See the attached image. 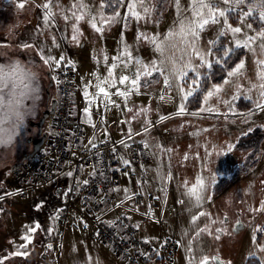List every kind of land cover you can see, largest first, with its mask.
Listing matches in <instances>:
<instances>
[{"label":"rangeland","instance_id":"1","mask_svg":"<svg viewBox=\"0 0 264 264\" xmlns=\"http://www.w3.org/2000/svg\"><path fill=\"white\" fill-rule=\"evenodd\" d=\"M128 2L124 0L118 9L116 22L105 23L103 21L113 14L100 9L101 0H0V63L19 59L26 65L36 66L41 85L40 99L34 106L30 105L33 112L26 129L12 145L0 147V174L8 172L17 158L33 150L29 138L36 134L37 128L30 122L39 119L46 108L48 88L51 99L59 97L56 81L52 78L53 66L63 56L64 61L72 62L76 67L74 99L80 119L86 125L85 131L90 132L91 122L96 129L108 130L107 125H112L114 130L112 133L106 131L107 138H120L131 130L151 146L147 148L149 162L144 166L146 177L144 180L136 178L138 188L134 180L126 176L120 182L121 190L126 189L127 194L139 193L144 198L140 206L135 204L134 198L131 199V204L140 210V215L132 217L139 235L155 245H160L167 235L174 236L178 241V250L171 264H199L203 255L218 256L223 264H246L251 258L249 253L258 245H264V233L257 231L264 228V136L256 151L253 148H238L237 144L243 135L257 130L264 132V110L256 109L253 102L249 109L243 111L237 107V101L248 95L253 101L258 98L259 88L253 89L251 85L260 83L258 72L264 70V65L258 64V61L264 60V53L259 48L261 41L258 39L251 49L245 48L243 69L237 76L227 77L228 84L219 83L223 87L218 96L214 95L207 102L203 100L199 109L192 111L186 107L185 113L177 114L181 97L175 87L166 88L158 74L154 77L159 83L145 88L142 79L139 90L133 89L127 98L117 94L118 90L127 92L132 87L130 80L134 78L136 59L144 63L158 59L159 53L151 40L153 37L162 38L178 16L175 0H135L139 19L129 12ZM44 3H50L52 12L47 24L43 20ZM21 4L24 6L20 7ZM142 4L151 8L150 14L144 12ZM190 4L191 0H179V14H185ZM231 14L237 22L233 17H229L228 22L233 27H241L242 32L237 34L241 39L245 32L256 36L262 28H256L251 18L241 20L236 12ZM92 16L96 17L95 27L91 22ZM254 16L259 19L258 15ZM77 17L82 18L77 20ZM260 22L264 26V21ZM247 24H251L252 28L248 29ZM220 27V24L207 25L200 33L199 47L207 49L208 42L218 38ZM97 28L102 31H97ZM223 37L225 49L235 48L231 33ZM24 43L32 47L25 49L22 47ZM41 47L45 49V56L54 57L51 66L43 64L40 59ZM125 51L132 55L127 67L121 62L128 61L127 56H121ZM166 54H172V50ZM116 57L119 59L114 60ZM193 62L199 63L195 58ZM114 63L116 67L111 68ZM201 71L204 72L203 69ZM122 76H129V81L120 84ZM106 78L108 82L104 83ZM97 85L105 89L107 98L99 92ZM161 95L165 96L164 100L160 99ZM233 96L237 97L234 101L231 99ZM223 100H229L231 104L226 106ZM229 107L234 112H230ZM86 108L91 122L89 115L85 114ZM213 108L215 111L207 110ZM248 113L251 115H246ZM43 128L51 132L50 118ZM230 144L233 145L231 151L228 148ZM166 149H171V152L164 151ZM253 151L257 162L252 166L247 158ZM161 174L166 177L163 181ZM197 176L202 178L205 189L202 193L204 199L198 206L195 197L187 195ZM70 178L72 175L64 177L66 181L62 185L65 186ZM2 185L10 201L16 194L8 192L17 186L13 183L12 188L7 181ZM58 185L59 182L54 185L50 196L35 190L32 199L28 200L29 196L23 198L26 205H22L20 212L26 216L19 217L10 210L12 203L8 205L4 194L0 193V214L5 219L3 232L0 233V264H45L41 235L46 230L54 233L49 228L40 225L37 228L36 225L41 217L44 219L41 222L56 220L58 207L54 198L61 196L59 191H55ZM149 195L159 205L157 209L152 207ZM42 196L49 199L45 200ZM14 208L17 209L16 206ZM194 216L197 217L195 221ZM238 222L243 224L240 230L236 229ZM77 223L79 230L73 229L70 221L65 226L56 223V233L49 242L50 256H56L60 264H127L100 240L92 242L90 229L85 230L79 220ZM13 229L17 231L19 240L13 238ZM29 229L35 231L29 232ZM25 236L31 237L26 248L22 247L26 244L22 239ZM55 243L59 244L56 251L53 250ZM101 249L107 253L100 252ZM18 252L22 254L17 255ZM24 252L27 254L24 255ZM260 257L261 253L257 252L256 258L259 260Z\"/></svg>","mask_w":264,"mask_h":264},{"label":"built area","instance_id":"2","mask_svg":"<svg viewBox=\"0 0 264 264\" xmlns=\"http://www.w3.org/2000/svg\"><path fill=\"white\" fill-rule=\"evenodd\" d=\"M53 67L59 97L50 120L51 132L33 156L23 160L18 168L11 171L8 185L13 188L15 183L17 188L8 194L25 197L37 190L50 196L52 188L59 182L55 191H59L61 196L54 198L58 207L57 224L65 226L70 221L73 229H80L77 219L70 218V207L79 197L80 212L94 222L98 239L127 264H171L178 250V241L174 236L167 235L160 245H155L139 235L138 228L124 215L105 220L99 212L106 208L105 204L109 209L123 205L122 201L113 198L112 189L120 184L124 176L129 179L139 176L142 180L146 177L144 166L150 157L148 149L143 146L144 140L131 133V136L128 134L120 139H102L95 143V148L92 145L85 146L86 131L75 113L76 67L64 60L58 67ZM125 161L128 163L125 164ZM81 166L91 168L93 173L88 176L87 184L83 185L79 194L77 174ZM69 172L72 178L63 186L66 181L64 177ZM133 197L137 206L143 203L141 194L135 193ZM42 198L49 199L47 196ZM148 199L152 207H159L152 195ZM52 235L47 230L41 235L43 251L47 254L44 263L60 264L56 256L49 255L48 245ZM58 249L59 244L55 243L53 250Z\"/></svg>","mask_w":264,"mask_h":264},{"label":"snow or ice","instance_id":"3","mask_svg":"<svg viewBox=\"0 0 264 264\" xmlns=\"http://www.w3.org/2000/svg\"><path fill=\"white\" fill-rule=\"evenodd\" d=\"M175 2L178 10V16L177 20L174 22L173 27L162 38L153 37L151 40V43L154 45L156 52L159 53L158 59L153 60L150 63H144L142 60L136 59V71L134 73V78L130 80V84L132 87L127 92H120L118 90L117 94L127 98V96L133 89H135L136 91L139 90L142 79L143 87L145 88L150 87L152 84L159 83V80L154 77V74H158V76L163 78V83L166 88H176L177 95L181 97L177 114H183L186 112L185 101H188L191 97H193L197 90L202 86L201 76L205 75V72L208 69H212L214 65L221 64L222 60L223 63L226 64L232 52L234 51V48L232 47L226 48L222 53V58H216L217 55H220L219 53L214 52L212 47L216 43V41L210 40L208 42L209 47L207 49L200 48L198 44L200 40V33L203 32L205 30V27L210 23L220 24L221 27L217 32L218 38L231 33L235 48L249 49H251L252 44L256 43V41L259 39L261 41V43L259 44V48L261 52L264 53V26H262L261 30L257 32L256 36L248 35L245 32L243 34V38L241 39L237 37V34H240L242 32L241 27H233L228 22L229 16L233 12H236L238 18H240L241 20H243V18L250 19L254 15H258L259 19L264 21V0H191L190 7L186 10L185 14H179V0H175ZM113 3H115V5L119 7L123 5L124 0H107L108 7H113ZM23 6V4L20 5V7ZM141 6L144 8V12L146 14L151 13L150 7L144 6L143 4ZM42 7L45 9L43 20L44 23L47 24L49 18L52 16L50 3H44ZM104 7L105 5L102 3L100 5V9L102 10ZM127 7L132 16L136 17L137 19L140 18L139 13L135 11V9L137 8V3L135 2V0H129ZM244 8H246L247 10L244 11ZM187 13H190V15H188ZM81 18L82 17H77V20ZM117 18H119V12L116 11L115 8H113V15L109 17L108 20L103 22H116ZM65 19L67 20L68 17L65 16ZM124 19H127V17H125ZM221 19L223 20L222 24ZM95 21L96 17L92 16L91 22L93 23L94 27ZM246 27L248 29H251L252 25L247 24ZM73 30L75 33V25H73ZM96 30L102 31V29L100 28H97ZM73 39H76L75 34L73 35ZM22 47L28 49L32 47V45L29 43H24ZM169 50H172V54L167 55L166 53H168ZM44 52L45 49L41 47L39 49L40 59L43 61V64L51 66V62L54 60V57H52L51 55L45 56ZM177 52L179 53V55H176ZM121 56H127V62L123 60L121 61L122 63H125V67H127V63L131 62L132 60L131 53L125 51L121 53ZM194 58L198 60L199 63H194ZM113 59L116 60L119 59V57ZM63 60L64 57L61 56L59 61H55L57 67ZM69 63L71 62L69 61ZM258 64L264 65V60L258 61ZM22 65H24V63L19 59L10 60L7 63H0V69H4L5 67L10 68L12 70L10 73V77H14L17 72H20L22 76L26 77L27 83L25 84L24 89L20 92L19 103L26 104L27 110L32 113L33 107H31L30 105L34 106L35 102L40 99V79H33L30 74L21 72L20 70L22 68ZM115 67V63L111 65V68ZM243 67L244 61L241 60L238 64L235 65V67L227 71V77L232 78L234 76H237L240 73L241 69H243ZM111 68L109 70V76L112 75ZM202 69L204 70V72L201 71ZM52 78L56 79L55 77ZM129 79V76H122L119 83L124 84L126 81H129ZM258 80L260 81L259 84L251 85V88L253 89L259 88L258 98L255 101H253L251 95H248L247 98L255 103L256 109L264 110V70L258 72ZM107 82L108 81L106 78L104 83ZM229 82V79H225L223 81V84H228ZM114 84L115 81L113 80L112 86H114ZM185 85L187 86V91H185ZM236 86L238 87V85ZM97 87H99V92L104 93L105 97L107 98L108 93L105 92V89L103 87H100L99 85H97ZM222 87L223 86L221 84H212L210 88L206 89L203 100L207 102L214 95L218 96V94L222 91ZM249 91H251V89ZM85 95L87 96L88 93L85 92ZM0 96H2V93H0ZM236 98V96H233L231 99L232 101H234ZM160 99L164 100L165 96L161 95ZM222 103H224L226 106H229L231 104V101L223 100ZM207 110L215 111L214 108ZM229 111L234 112V109L232 107H229ZM85 114L89 115L87 108L85 109ZM246 115H251V113H248ZM225 116L227 118V113H225ZM161 119H163V117H161ZM89 122H91L90 115ZM3 123V109L2 107H0V147H7L9 145H12L16 138H3ZM145 130L147 131V129ZM249 131H252V129H249ZM129 136H131V130H129ZM89 143L91 144V141H89ZM142 143L145 149L151 147L147 141H144ZM125 146L127 147V145ZM92 147L95 148L96 145L92 144ZM156 147L159 148L160 146L157 145ZM228 148L229 151H231L233 145L230 144ZM164 151L171 152V149H166ZM208 155H211V153H208ZM127 163L128 162L125 161V164ZM68 175L71 176L72 173L69 172ZM165 178L166 177L164 176V174H161V181H163ZM83 183L87 184V181H84ZM204 190L203 180L201 177L197 176L196 183L188 189L187 195L189 197H195V204L198 206L204 199L202 195ZM125 192L127 193L126 189ZM262 207H264V205H262ZM200 215H204V213H200ZM196 219L197 217L194 216L193 221H195ZM36 227L38 228L39 224H37ZM32 231H35V229H29V232ZM49 231H51V229ZM201 231L204 230L202 229ZM217 231L219 232L220 230L217 229ZM257 231L264 233V228L257 229ZM22 239H24L26 242V244L22 247L26 248V245L28 242H30L31 237L25 236ZM49 247L51 246L49 245ZM257 252L261 253V257L256 261V264H264V245H258L256 250L249 253V256L252 258H256ZM16 254L20 255L22 253L18 252ZM23 254L26 255L27 253L24 252ZM199 264H221V262L218 256L209 257L208 255H203Z\"/></svg>","mask_w":264,"mask_h":264},{"label":"crops","instance_id":"4","mask_svg":"<svg viewBox=\"0 0 264 264\" xmlns=\"http://www.w3.org/2000/svg\"><path fill=\"white\" fill-rule=\"evenodd\" d=\"M76 117L77 119L83 124L84 128H86L85 124L83 123L84 121H82V119H80V116H79V113L77 111V107H76ZM94 124H92L91 122V129H90V132L88 133V131L86 132L85 136H84V145L85 146H91L92 144H95L97 143L98 141L102 140V139H119V138H107L106 136V133L107 132H110L112 133V131L114 130L112 127V125L108 126V130H106L105 128H100V129H96L95 128V125L93 126ZM86 130V129H85ZM107 131V132H106ZM124 136V135H123ZM122 136V137H123ZM120 137V138H122ZM89 141H91V144L89 143ZM93 173V170L87 166H81L79 168V171H78V174H77V183H78V192L79 194L81 193L82 189H83V185L85 183H83L84 181H87V178L88 176ZM3 175L6 176V178H2ZM68 176V175H67ZM11 178V169L8 171V172H2L0 174V193L4 194L3 197L5 198V200L7 201L6 203L9 205L11 204L10 206L13 207L12 209H10L12 212H15V214L19 217V216H26L25 213L23 212H20L22 210V205L25 204L23 198H26L27 196H29L27 199H32L36 192L35 191H31L27 196L23 197L19 194H16L14 197H12V199L10 198V201H9V196L6 194L7 193V190H5L4 188V183L2 185V182L4 181H7V180H10ZM4 180V181H3ZM134 180V179H133ZM139 181L138 179H135L134 180V184H135V187L136 189L138 188L139 186ZM6 191V192H5ZM9 193V192H8ZM135 193H129L127 194L125 191L121 190L120 189V184H118L113 190H112V196L115 200L117 201H122L123 205L118 207V208H115V209H109L108 205L105 204L106 208L104 210H101L99 211L100 213H102L103 217L105 220H112L114 219L116 216L118 215H124L130 222H132V217L133 216H138L140 215V210L136 209V207L134 205L131 204V199H133V195ZM20 196V197H18ZM26 205V204H25ZM14 206L17 207L14 208ZM145 215V214H144ZM143 215V216H144ZM16 217V216H14ZM71 217H75L77 219V221H81V223L83 222V227L85 230H89V237L91 238V241L94 242V240H98V235H97V229H96V226L94 224V222H92L91 220H89L86 216H84L81 212H80V199L79 197L77 198V200L74 201L73 205L70 207V218ZM4 216L2 217V214H0V233L3 232V228H4ZM39 225L40 226H43L44 228H49L48 230H50L51 228V231H53L52 233H54L53 235H55L56 233V221L53 219H45L44 222H41L43 221L44 219L41 217L39 219ZM20 225H22L20 223ZM13 231V238L15 240H19V236L17 237L16 233L17 231H15V229L12 230ZM103 244V243H102ZM105 245V244H104ZM106 246V245H105ZM108 247V246H107ZM109 248V247H108ZM100 252H106L105 249H101ZM107 253V252H106Z\"/></svg>","mask_w":264,"mask_h":264},{"label":"trees","instance_id":"5","mask_svg":"<svg viewBox=\"0 0 264 264\" xmlns=\"http://www.w3.org/2000/svg\"><path fill=\"white\" fill-rule=\"evenodd\" d=\"M103 4L105 5L104 11L108 14H113V8L118 11L120 8L113 3V7H108L107 6V0H101ZM229 17H233L232 14H230ZM234 22H237L236 18L233 17ZM251 23L256 27V28H261V22L257 18V16H253L250 19ZM216 43L212 46L214 52L219 53L220 55H217L218 58H222V53L225 49V38L224 37H219L216 40ZM246 53L245 48H234V51L232 52L230 58L228 59L227 63H222L219 65H214L212 69L208 70V73L201 77V87L197 90V92L191 97L187 102H186V107L189 110H196L199 109L202 106L203 103V97L205 95L206 89L210 87L211 84H219L222 83L226 78H227V71H229L231 68L235 67L236 64H238L242 58L244 57ZM253 102L250 101L247 98L240 97L237 101V107L243 111L249 109L252 106ZM264 136V132H261L260 130L257 131H252L249 134L243 135L241 139L239 140L237 147L241 149H248V148H253L254 151L259 149V145L261 143V139ZM254 151L249 154V157L247 158V161L249 160L250 165H255L257 160L254 157ZM22 156L17 158V161H21ZM251 166V167H252ZM257 258H249L246 261V264H256Z\"/></svg>","mask_w":264,"mask_h":264},{"label":"clouds","instance_id":"6","mask_svg":"<svg viewBox=\"0 0 264 264\" xmlns=\"http://www.w3.org/2000/svg\"><path fill=\"white\" fill-rule=\"evenodd\" d=\"M11 71L8 67L0 69V107L3 109L4 119L2 136L5 139L18 138L26 129L32 115L26 104L19 103V95L27 79L20 72L10 77ZM20 71L30 74L33 79H39L40 72L36 66L24 64Z\"/></svg>","mask_w":264,"mask_h":264},{"label":"water","instance_id":"7","mask_svg":"<svg viewBox=\"0 0 264 264\" xmlns=\"http://www.w3.org/2000/svg\"><path fill=\"white\" fill-rule=\"evenodd\" d=\"M49 76H51V74H49ZM52 85H53V81L51 80L50 86H52ZM47 90H48L47 91L48 95H47V106H46V108L43 110L42 115L40 116L39 119L32 120L30 122L31 126H35L39 129L40 134H42V132H43V129H44L43 126H44L45 121L53 115V113L55 111V106L57 103V98L51 99L49 88ZM49 101H50V103H49ZM46 137H47V133H43L40 137H33V136L30 137L29 141L32 142V144H33V150L30 153L23 155L21 161L33 156L35 154V152H37L40 149V147L44 143ZM21 161L15 162L11 166V168L16 169L19 166V164L21 163ZM242 226H243V224L241 222H238L236 225V229L240 230L242 228ZM44 257H46V254L44 255ZM220 262H221V264H223L222 261H220Z\"/></svg>","mask_w":264,"mask_h":264},{"label":"flooded vegetation","instance_id":"8","mask_svg":"<svg viewBox=\"0 0 264 264\" xmlns=\"http://www.w3.org/2000/svg\"><path fill=\"white\" fill-rule=\"evenodd\" d=\"M33 127H35V126H33ZM36 128H37V127H36ZM43 133H47L45 129H43L42 134H43ZM42 134L39 133V129L37 128V132H36L35 135H33V137H40Z\"/></svg>","mask_w":264,"mask_h":264}]
</instances>
